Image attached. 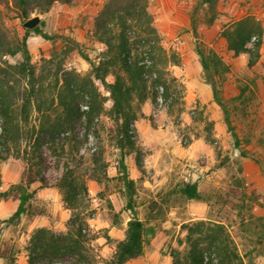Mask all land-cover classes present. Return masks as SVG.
<instances>
[{"label": "rangeland", "instance_id": "1", "mask_svg": "<svg viewBox=\"0 0 264 264\" xmlns=\"http://www.w3.org/2000/svg\"><path fill=\"white\" fill-rule=\"evenodd\" d=\"M106 1L74 0L71 5L56 3L50 12H33L30 18L39 16L45 21L47 31L59 30L60 34L70 36L95 56L101 45L92 41L91 32L94 18ZM199 2L149 0V10L169 55L167 69L176 80L172 102L157 107L153 105V112L136 120L140 122V131L135 125V135L142 152V167L136 164L135 154L129 155L126 161L129 175L135 180L138 216L147 226L155 228V234H146L144 253L124 264H173L171 254L176 251L185 253L188 248L182 224L198 220L224 223L244 257V264H264V259L256 261L258 255L264 256V33L260 57L252 67L248 66V56L234 55L221 35L227 25L247 14L253 15L264 28V0H220L218 16L211 25L203 22L205 9ZM0 8L5 28L10 34L21 36L24 32L22 21L15 17V12ZM54 11L68 14V21L60 22L58 16L53 15ZM193 14L199 18L197 39L213 47L229 66L224 96L229 100L233 123L244 148L256 155L261 163L240 155L227 130L222 108L213 101L212 94H208L206 86L210 85L194 50ZM61 23L64 24L60 27ZM60 45V42L54 45L50 41L45 44L42 39H31L33 61L40 65ZM15 60L11 59L12 62ZM194 64H199L200 68L189 71V66ZM65 65L81 73L89 71L88 63L77 50L69 54ZM190 73L194 79L189 83L187 75ZM244 87L245 95L231 100ZM32 120L37 124V113H33ZM110 126L111 120L103 115L99 135L92 134L85 139L84 128L81 122H77L74 128L77 139L65 145L59 163L51 151L43 147L42 181L32 184L28 190L37 189L30 203L32 209L44 213L27 212L18 221L8 223L5 220L19 204L18 194L0 200V264H9L8 256L14 257L13 264H28L26 246L37 227H47L58 234L67 232L72 212L66 208L62 192L57 187L66 161H70L76 173L85 179L89 191L81 206L83 219L87 222L83 232L88 260L74 255L59 261L64 264H108L117 243L125 238L131 217L126 209L125 188L117 177L120 151L110 137ZM161 138L170 142L173 150L170 147L155 148V140ZM192 144L194 155L190 159L184 158L185 148ZM98 151L102 152L107 163L105 173L108 178L102 181H96L92 163L93 154ZM25 166L22 159L14 157L0 163L2 190L23 180ZM195 181L201 193L200 200H187L174 192L179 184Z\"/></svg>", "mask_w": 264, "mask_h": 264}, {"label": "trees", "instance_id": "2", "mask_svg": "<svg viewBox=\"0 0 264 264\" xmlns=\"http://www.w3.org/2000/svg\"><path fill=\"white\" fill-rule=\"evenodd\" d=\"M219 1L200 0L205 9L204 23L211 25L216 20ZM73 2L0 0V6L15 12L24 30L21 36L10 34L4 26L0 8V163L14 157L26 164L23 180L11 184L6 190H2L0 170V200L18 194L19 204L5 220L8 223L18 221L27 212L44 213L32 209L30 203L37 189L28 190L32 184L42 181L43 147L46 146L59 163L65 145L77 139L75 124L81 122L85 131L83 136L88 139L92 134L99 135L100 119L105 115L111 120L110 137L120 151L117 177L125 188L126 209L131 213L125 238L117 243L108 264H124L144 253L146 234H155V228L147 226L138 216L134 198L135 180L129 175L126 161L129 155L135 154L136 164L142 167L135 121L145 117L141 111L145 101L151 100L157 107L161 88L163 103L172 102L176 78L167 69L169 55L149 10V0H107L104 3L94 18L91 32L92 41L102 45L95 56H91L70 36L47 31L42 19L33 28L24 26L33 12L45 14L56 3L71 5ZM198 19L195 14L192 15L191 27L196 37L194 50L205 80L210 85L212 99L222 108L227 130L240 155L261 163L242 144L233 123L232 108L224 96L229 66L213 47L197 39ZM263 33L261 22L247 14L227 25L221 35L234 55L248 56V66L252 67L260 57ZM33 35L52 43H61L40 65L33 61L34 55L28 43V38ZM74 50L88 63V72L81 73L65 65L66 58ZM13 58H16L14 62L11 61ZM245 93L246 88H241L231 100L240 99ZM34 112L37 113V124L32 120ZM70 163H64L63 173L57 182L66 208L72 212L69 228L65 234H58L47 227L35 228L26 246L28 264H64L59 260L74 255L88 260L83 232L87 222L83 219L81 206L89 191L85 179L76 173ZM92 163L96 181L107 179V163L101 151L93 154ZM262 169L264 173V165ZM174 192L187 200L202 198L196 181L183 182ZM182 228L186 232L184 242L188 248L185 253L176 251L171 254L173 264H244V257L224 223L198 220L182 224ZM179 241L182 242L181 239ZM8 260L9 264L14 263L13 256H8Z\"/></svg>", "mask_w": 264, "mask_h": 264}, {"label": "crops", "instance_id": "3", "mask_svg": "<svg viewBox=\"0 0 264 264\" xmlns=\"http://www.w3.org/2000/svg\"><path fill=\"white\" fill-rule=\"evenodd\" d=\"M53 15H57L58 16V19L60 20V22H66V21H68L67 20V17H68V14H64V12H58V11H54L53 12ZM63 24L64 23H61L60 24V27L61 26H63ZM57 29H59V28H56V30ZM67 31H68V29H66L65 30V32L67 33ZM57 32L59 33L60 31L59 30H57ZM31 39H38V41H39V39H42L43 41H45V44L46 43H48V41L49 40H46V39H44V38H42L41 36H36V35H33V36H30L29 38H28V43H29V47H30V44H31ZM51 42V41H50ZM57 43H59V41H56L55 43H53L54 45L56 44L57 45ZM61 46V45H60ZM101 47V49H102V45L100 46ZM30 50H31V52H32V49H31V47H30ZM33 53V52H32ZM34 55V54H33ZM200 67H199V64H194V66H192V67H190L189 66V71L190 70H192V69H194V70H197V69H199ZM193 74L192 73H190L189 75H187V82H192L193 81ZM206 87H208V94L209 95H211L212 94V92H211V88H210V86H206ZM206 89V88H205ZM211 93V94H210ZM141 109H142V112L144 113V114H149V113H151V112H153V104H152V102H151V100H147V101H145L143 104H142V107H141ZM140 124V122L139 121H136L135 122V125H136V127L139 129V131H140V128L138 127V125ZM148 143H150L151 144V142H148ZM154 144H155V148H160L161 150L162 149H168L169 147H170V149L171 150H173V148L174 147H172L171 146V144H170V142H166V140H164V139H160V140H155V142H154ZM193 148H194V144H192V145H190L188 148H185V150H184V154H183V157L185 158H187V159H190L191 157H192V155H194V152H193ZM190 157V158H189ZM264 259V256H262V255H258L257 256V262H260V261H262Z\"/></svg>", "mask_w": 264, "mask_h": 264}, {"label": "water", "instance_id": "4", "mask_svg": "<svg viewBox=\"0 0 264 264\" xmlns=\"http://www.w3.org/2000/svg\"><path fill=\"white\" fill-rule=\"evenodd\" d=\"M40 20H41V19H40L39 16L32 17V18L28 19V20L24 23V26L27 27V28H33V27H35L37 24H39Z\"/></svg>", "mask_w": 264, "mask_h": 264}, {"label": "built area", "instance_id": "5", "mask_svg": "<svg viewBox=\"0 0 264 264\" xmlns=\"http://www.w3.org/2000/svg\"><path fill=\"white\" fill-rule=\"evenodd\" d=\"M263 17H264V15H263ZM100 50H101V49H100ZM161 92H162V88L160 89V95H159V97H158V101H159V104H164V103H163V98H162Z\"/></svg>", "mask_w": 264, "mask_h": 264}]
</instances>
